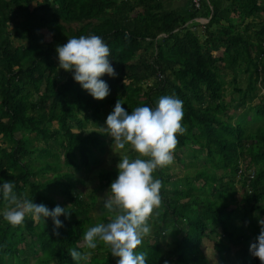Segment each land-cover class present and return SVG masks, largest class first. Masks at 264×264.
Returning a JSON list of instances; mask_svg holds the SVG:
<instances>
[{
  "label": "trees",
  "instance_id": "1",
  "mask_svg": "<svg viewBox=\"0 0 264 264\" xmlns=\"http://www.w3.org/2000/svg\"><path fill=\"white\" fill-rule=\"evenodd\" d=\"M175 1L0 0V187L13 182L14 191L33 203L70 211L59 217V236L51 218L35 223L26 217L13 228L3 219L0 193V264H75L69 249L84 252V233L108 222L106 211L94 222L72 193L71 172L97 166L105 151L107 130L84 133L86 124L106 123L118 100L130 114L155 108L165 95L183 101L186 131L177 134L173 162L192 170L175 177L169 165L153 173L162 182V205L136 251L147 254L146 264H261L250 245L264 220V97L249 103L264 87V0H199L197 8L191 0ZM82 35H98L110 49L118 75L101 77L110 88L103 100L84 90L73 72L58 68L57 46ZM225 69L237 94L232 104L223 99ZM242 117L255 128L242 124ZM129 147L126 155L136 157ZM187 152L193 155L184 162ZM239 163L253 169L248 182L236 179ZM117 175L114 168L98 169L94 191L109 190ZM235 179L243 190L239 200ZM255 211L261 219L244 225ZM216 227L220 236L210 261L201 246ZM228 246L236 248L232 263L225 257ZM88 251L87 264L119 259L103 244Z\"/></svg>",
  "mask_w": 264,
  "mask_h": 264
},
{
  "label": "clouds",
  "instance_id": "2",
  "mask_svg": "<svg viewBox=\"0 0 264 264\" xmlns=\"http://www.w3.org/2000/svg\"><path fill=\"white\" fill-rule=\"evenodd\" d=\"M59 69L74 73V80L94 99L103 100L109 93L108 84L101 79L107 74L116 77L110 63V49L98 35L73 37L66 44L57 46ZM183 101L174 96H162L155 108L137 107L129 114L118 100L114 110L107 116L105 129L118 149L130 146L136 157H120L118 175L111 183L110 195L104 202L108 222L97 223L83 235L80 247L84 252L69 249L75 264H87L91 252L103 244L117 264H146V253L137 252L145 237L151 234L150 219L158 215L162 205V182L153 173L174 161L178 144L177 134L183 135ZM15 184L6 181L0 187L5 201L3 219L13 228L25 224L26 217L35 223L51 218L53 235L63 226L59 219L70 211L57 205L49 209L43 203L18 195ZM261 231L257 242L250 245V252L264 264V220L259 221ZM167 264V262H166Z\"/></svg>",
  "mask_w": 264,
  "mask_h": 264
},
{
  "label": "rangeland",
  "instance_id": "3",
  "mask_svg": "<svg viewBox=\"0 0 264 264\" xmlns=\"http://www.w3.org/2000/svg\"><path fill=\"white\" fill-rule=\"evenodd\" d=\"M175 1V0H173ZM171 2V1H170ZM183 0H176L175 2H172V5L174 4H182ZM258 3L260 5H262L263 0H258ZM34 4V3H32ZM244 21V20H243ZM246 21V20H245ZM11 26L8 27V29L10 30ZM197 30V29H196ZM200 30V27L198 28V32ZM199 41H201V38H199ZM14 43H16V41H14ZM222 75L223 78L226 82L225 86H224V101L225 103H234V101L237 99V94L234 91H231V87L228 83V81L231 79V71L230 70H222ZM242 74H240V77L242 79ZM65 76H62L61 79H63ZM243 81V80H242ZM240 87L244 86L243 82L239 83ZM263 88V89H262ZM264 97V87H259L256 89L255 91V96L254 98L251 100V102L249 103V105H253L255 103H257L259 101V98ZM247 105H245L244 107H246ZM111 111V109H110ZM234 111L232 110V108L227 109V114L230 116L234 115ZM222 118H225V115H223V113L221 114ZM104 112L101 115V118H104ZM246 119V120H245ZM233 121V120H232ZM241 122L242 124H245V126L247 128H255L254 127V121L250 120L249 118H245L242 117L241 118ZM105 127H106V123L104 122V120H100L99 125L96 126L94 124L91 123H87L83 132H88V131H105ZM73 129L75 130V127H73ZM105 140V151L103 154L98 155L99 157V163L97 166H91L88 169H81L78 172H71L73 174V177L75 178V185L74 188L72 189V193L74 194H78L84 203V207L89 211V215L92 217L93 221L95 222L96 219L98 218V216L100 214H102L103 212H105V208H104V202L105 199L107 198L108 195H110V192L108 193L109 190L107 189H101V190H95L94 191V187H96L97 185V175H98V169L103 168L105 170H110L112 168L117 169V164L120 161V157H123L126 155V150L127 149H118L115 144H113V140L110 136H108V134L105 136L104 138ZM130 148V147H129ZM128 148V149H129ZM195 153V152H194ZM187 154V156H185V158L183 159L184 162H186L189 158V156L193 155V152H187L185 153ZM128 156V155H127ZM130 159L135 158L134 156H128ZM60 162V159H58ZM197 160H194V162H196ZM198 165V164H197ZM188 165H185V167L183 168V165H180L179 162H173L170 165V171L171 173H173V175L175 177H179L182 176L187 169L188 170H192V168H188ZM62 170H67V171H71L69 168L66 167H62ZM118 170V169H117ZM48 175V173H47ZM234 187L237 189V193L235 194V198L236 200H239V198L242 195L243 190L239 187V181H237L235 179L234 182ZM52 197L54 199H56V201H58L60 204L61 203H65V200L58 196L57 194H51ZM90 196L93 197V203L91 202ZM260 214H258V212H254L252 214V216L248 219H246L245 221H243L242 223L244 225H246V222L248 221H252L254 223H257L259 218L261 219ZM220 236V229L218 227L215 228V230L213 231L212 234L208 235L207 237H204L203 241H202V250L206 253V256L208 257V259L210 261H214L213 258V251L211 249V245L212 242H214L217 237ZM169 240V235L166 236V238L163 240L164 242H168ZM225 257L227 259V261L229 263L234 262L233 259H237V254H236V248L234 246H228L225 248ZM48 264H53L52 262H49Z\"/></svg>",
  "mask_w": 264,
  "mask_h": 264
},
{
  "label": "built area",
  "instance_id": "4",
  "mask_svg": "<svg viewBox=\"0 0 264 264\" xmlns=\"http://www.w3.org/2000/svg\"><path fill=\"white\" fill-rule=\"evenodd\" d=\"M191 2L195 8L198 7L199 0H191ZM196 21H198L200 24H203L206 20L203 18H197ZM235 176H236V179L244 178V180L248 182V180H250L253 176V169L246 168L244 170L243 165L239 163Z\"/></svg>",
  "mask_w": 264,
  "mask_h": 264
}]
</instances>
